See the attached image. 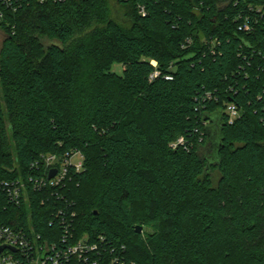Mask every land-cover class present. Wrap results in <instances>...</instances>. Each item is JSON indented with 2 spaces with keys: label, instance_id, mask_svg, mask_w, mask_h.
<instances>
[{
  "label": "trees",
  "instance_id": "16d2710c",
  "mask_svg": "<svg viewBox=\"0 0 264 264\" xmlns=\"http://www.w3.org/2000/svg\"><path fill=\"white\" fill-rule=\"evenodd\" d=\"M257 7L264 0H0V180H24L30 196L16 204L0 190V225L59 244L63 208L69 235H89L107 263L264 264ZM74 150L84 170L64 188L33 189L29 179L49 173L35 165L42 155Z\"/></svg>",
  "mask_w": 264,
  "mask_h": 264
},
{
  "label": "built area",
  "instance_id": "2783aa9c",
  "mask_svg": "<svg viewBox=\"0 0 264 264\" xmlns=\"http://www.w3.org/2000/svg\"><path fill=\"white\" fill-rule=\"evenodd\" d=\"M3 3L11 6V0H3ZM256 9L258 13L264 14L261 7ZM140 11L145 15L146 11L143 6L140 7ZM3 16L4 13L0 10V20L3 19ZM252 28L248 20L240 24L241 30L249 32ZM226 111L229 123H234L240 116L239 108L235 103H230ZM184 142V138L180 137L177 144H184ZM83 160L84 156L79 150L68 152L63 157L55 154L42 155L41 162H36L35 165H41L44 171H49L48 176L30 178L28 182L37 191L46 188L53 190L64 188L70 171L84 170ZM54 168L57 169V173L54 177L49 178L50 172ZM0 190L5 191L10 200L16 204L30 201L28 183L22 179L0 180ZM58 212V217H61V222L66 230L59 244L41 242V236L36 234L33 226H30V230H26L23 227L15 229L0 225V246H5L0 251V264H73V259H76L79 264H113L117 261L115 257L107 263L98 242L91 241L89 235L86 234L77 239H74L73 235H69V228L72 227L73 220L67 219L63 208H60ZM72 215L74 216V214ZM99 238L101 239L102 236Z\"/></svg>",
  "mask_w": 264,
  "mask_h": 264
},
{
  "label": "water",
  "instance_id": "95a60500",
  "mask_svg": "<svg viewBox=\"0 0 264 264\" xmlns=\"http://www.w3.org/2000/svg\"><path fill=\"white\" fill-rule=\"evenodd\" d=\"M221 146V128L219 125H215L212 128H210L209 132V143L208 148L213 151V153L217 154V150ZM57 169L54 168L51 170L49 178H52L56 175ZM136 231L138 233H141L143 231V227L141 225L136 226ZM5 248V246H0V251H2Z\"/></svg>",
  "mask_w": 264,
  "mask_h": 264
},
{
  "label": "rangeland",
  "instance_id": "374dc122",
  "mask_svg": "<svg viewBox=\"0 0 264 264\" xmlns=\"http://www.w3.org/2000/svg\"><path fill=\"white\" fill-rule=\"evenodd\" d=\"M114 18L125 28L129 29L130 27V20L129 17L127 15V9L125 7H121L119 4L116 5L115 7V12H114ZM5 40V34L4 32L0 29V51L2 49L3 43ZM43 42L45 43V45H48L51 43V41H49L46 38H43ZM115 70L117 71H121L122 66L119 64L115 65Z\"/></svg>",
  "mask_w": 264,
  "mask_h": 264
}]
</instances>
